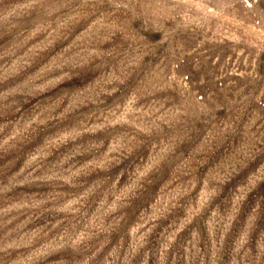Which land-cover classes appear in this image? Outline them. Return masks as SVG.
Here are the masks:
<instances>
[{
  "label": "rangeland",
  "instance_id": "374dc122",
  "mask_svg": "<svg viewBox=\"0 0 264 264\" xmlns=\"http://www.w3.org/2000/svg\"><path fill=\"white\" fill-rule=\"evenodd\" d=\"M0 264H264V0H0Z\"/></svg>",
  "mask_w": 264,
  "mask_h": 264
}]
</instances>
